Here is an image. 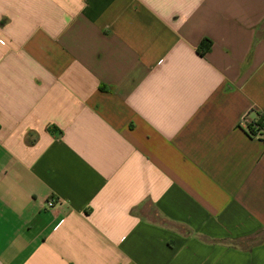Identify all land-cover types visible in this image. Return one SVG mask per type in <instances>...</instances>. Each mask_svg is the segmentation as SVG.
<instances>
[{
    "label": "crops",
    "instance_id": "obj_1",
    "mask_svg": "<svg viewBox=\"0 0 264 264\" xmlns=\"http://www.w3.org/2000/svg\"><path fill=\"white\" fill-rule=\"evenodd\" d=\"M245 118L264 0H0V264H264Z\"/></svg>",
    "mask_w": 264,
    "mask_h": 264
},
{
    "label": "trees",
    "instance_id": "obj_2",
    "mask_svg": "<svg viewBox=\"0 0 264 264\" xmlns=\"http://www.w3.org/2000/svg\"><path fill=\"white\" fill-rule=\"evenodd\" d=\"M213 43L209 39H205L202 41V43L199 45L197 51L201 56H205L207 53H209L212 49ZM260 127H264V118L260 120V123H258Z\"/></svg>",
    "mask_w": 264,
    "mask_h": 264
},
{
    "label": "built area",
    "instance_id": "obj_3",
    "mask_svg": "<svg viewBox=\"0 0 264 264\" xmlns=\"http://www.w3.org/2000/svg\"><path fill=\"white\" fill-rule=\"evenodd\" d=\"M245 125L246 128L248 127V131H249V128L251 127L249 133L254 136V137H263L264 136V129L263 127H260L259 125L257 124H250L249 120L248 119H244L242 121V125ZM50 205H52V203H50Z\"/></svg>",
    "mask_w": 264,
    "mask_h": 264
}]
</instances>
